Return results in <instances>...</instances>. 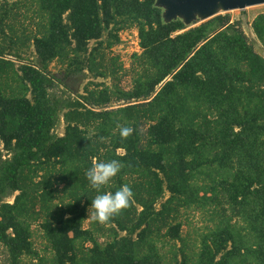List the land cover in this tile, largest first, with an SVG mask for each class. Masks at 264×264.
Returning <instances> with one entry per match:
<instances>
[{
  "label": "trees",
  "instance_id": "16d2710c",
  "mask_svg": "<svg viewBox=\"0 0 264 264\" xmlns=\"http://www.w3.org/2000/svg\"><path fill=\"white\" fill-rule=\"evenodd\" d=\"M38 4L46 22L30 37L36 59L0 44V245L7 264H26V255H38L32 220L43 212L53 264H167L153 234L165 229L169 238H182L174 219L181 205L196 198L191 179L209 162L231 174L221 173L225 177L217 182L232 205L247 209L255 240L237 243L225 225L213 232L211 243L204 239L198 264H242L239 260L249 257L252 264H264V11L252 20L256 47L228 12L181 30L184 21L165 22L155 0ZM7 17L5 9L0 26L8 24ZM131 26L138 29L142 51L133 53L138 76L130 90L91 81L75 96L50 91L55 79L61 80L50 68L55 59L68 74L85 67L104 76L118 73L123 64L108 63L100 47L92 48L88 62L84 55L91 39L103 44L108 31L110 47L120 41V30ZM10 41L26 42L15 31ZM114 95L143 101L106 108ZM61 114L62 134L55 131ZM144 120L146 132L139 128ZM117 122L134 128L126 140L115 130ZM93 126L102 139L92 140ZM108 137L113 149L102 152ZM118 147L125 151L117 153ZM95 157L125 164L100 193L85 176ZM61 183L67 200L54 191ZM124 184L134 193L131 206L106 224L96 222V232L109 237L99 242L95 229L84 225L91 200ZM15 191L13 201L7 200ZM86 241L92 245L84 246ZM182 254L178 264H188Z\"/></svg>",
  "mask_w": 264,
  "mask_h": 264
},
{
  "label": "rangeland",
  "instance_id": "374dc122",
  "mask_svg": "<svg viewBox=\"0 0 264 264\" xmlns=\"http://www.w3.org/2000/svg\"><path fill=\"white\" fill-rule=\"evenodd\" d=\"M15 1L16 0H0V15L5 9H8V17L6 18L8 24L4 23V27L0 26V44L4 46L8 52L14 53L15 48H18L25 57L35 60V49L30 37L39 32L40 29H43L42 23L46 22V19L41 16V13H39L38 0H18V3H15ZM261 11H264V2L248 5L245 13H242L240 8L222 10L219 13L228 12L231 21L235 20L238 24L237 26L242 28L246 35L251 38L253 36L256 37L252 27V20L254 16ZM219 13L204 20H195L192 24H185V27L181 30L213 18ZM12 31L17 32V34L21 35L26 40L24 45L20 46L19 43L14 44L10 41V34ZM107 36L108 31H106L102 37L103 40L105 39L103 44L100 43L99 40L91 39L89 42V49L84 57L86 62H88V55L92 48L98 46L105 51L106 61L108 63L116 61V63L123 64L118 73H109L104 76L98 73L97 68L91 70L88 67H85L82 72H72L68 74L66 72V65L62 64L58 59H55L51 62L50 68L54 73L61 77V80L55 79V83L50 87V91H55L63 96H75L76 94L83 93L85 84L91 81H103L105 84H108L113 88V90H117L118 87L124 90H130L134 84V77L138 76V71L134 72L132 70L134 66L133 61L135 60L133 53L142 51V47L139 44L138 29L136 26L121 29L120 41L114 43L110 47L106 46ZM255 44L256 47H259L260 41L258 40ZM262 52L264 53V50H262ZM95 54L97 55L98 52H95ZM8 57L13 58L17 64L20 63L15 55L9 53ZM97 58L99 59V57ZM139 101H143V99L136 101L134 98H119L115 96L106 108L114 109L119 106ZM139 124V128L142 132H146L148 122L144 120L140 121ZM116 129L117 128H115V130ZM55 131L60 134L65 131V121L62 114L60 122L55 127ZM89 133L92 135V140L94 141H96V139H102L99 135V131L94 126L90 127ZM105 140L106 142L101 149L102 152L113 149L110 137ZM144 140H146V137ZM124 151L125 150L122 147L116 149L117 153H123ZM213 154V150H210L208 153L209 157H213ZM94 159H96V157ZM221 173L226 174L220 165L216 162H209L193 174L191 182L198 189L197 196L188 206L181 205L177 217L174 219V222H180L181 224L180 232L182 238H169L164 234L165 229L158 232L156 231L153 234V240H155L157 244V249L162 253L165 263H180L183 257L182 253L185 251L189 257L188 264H198L204 239H209L208 242L211 243V235L213 232L225 225H229L234 231L237 243L244 241L245 244H251L255 240V231L247 218V209L232 205L227 199L226 191L218 184L217 180L220 177H225L220 176ZM226 175L231 174L227 173ZM63 186L64 183H61L54 191L64 196L67 200V190H64ZM17 192L18 191H15L7 195L6 199L13 201ZM168 195L169 191L165 193L163 199ZM58 200L59 198L56 197L50 202L52 211L56 210L55 203L58 202ZM39 209L40 204H37V210ZM88 215L89 212L84 220V225L86 227H93L98 241L104 243L109 239L108 235H104L98 231L96 232V222L92 221L90 218L88 219ZM45 216L46 213L44 212L35 213V218L32 220V239L34 241V246L38 251V255L35 257L32 255H26L24 257L26 264H53L52 258L54 252L41 227V222L44 220ZM121 233H124V231ZM238 239H240L241 242ZM90 245H92L91 241H86L84 244V246ZM245 260L246 261L239 260V262L242 264H252L250 257ZM0 264H7L3 245H0Z\"/></svg>",
  "mask_w": 264,
  "mask_h": 264
},
{
  "label": "clouds",
  "instance_id": "9594fccd",
  "mask_svg": "<svg viewBox=\"0 0 264 264\" xmlns=\"http://www.w3.org/2000/svg\"><path fill=\"white\" fill-rule=\"evenodd\" d=\"M116 128L121 139L126 140L133 132L134 128L116 123ZM125 167V164L118 159L109 161L92 160L91 167L85 172L86 179L92 189L100 190L107 185ZM134 198L132 188L128 184L120 186L114 193L111 191L97 194L91 200L88 219L100 224H106L113 218L120 215L122 211L128 209Z\"/></svg>",
  "mask_w": 264,
  "mask_h": 264
},
{
  "label": "water",
  "instance_id": "95a60500",
  "mask_svg": "<svg viewBox=\"0 0 264 264\" xmlns=\"http://www.w3.org/2000/svg\"><path fill=\"white\" fill-rule=\"evenodd\" d=\"M264 0H155V5L162 8V17L165 22L182 19L185 24H192L195 20H204L222 10L240 8L246 12L248 5L262 3ZM257 42L256 37H251ZM261 51L263 47L260 46ZM170 78L168 75L160 84Z\"/></svg>",
  "mask_w": 264,
  "mask_h": 264
}]
</instances>
